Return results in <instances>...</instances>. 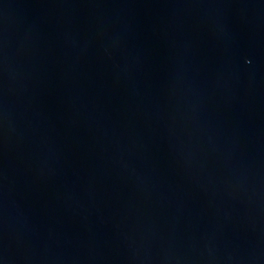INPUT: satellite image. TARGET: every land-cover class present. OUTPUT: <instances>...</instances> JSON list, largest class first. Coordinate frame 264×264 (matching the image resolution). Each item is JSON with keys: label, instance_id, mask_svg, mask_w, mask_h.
Instances as JSON below:
<instances>
[{"label": "water", "instance_id": "water-1", "mask_svg": "<svg viewBox=\"0 0 264 264\" xmlns=\"http://www.w3.org/2000/svg\"><path fill=\"white\" fill-rule=\"evenodd\" d=\"M0 264H264V0H0Z\"/></svg>", "mask_w": 264, "mask_h": 264}]
</instances>
